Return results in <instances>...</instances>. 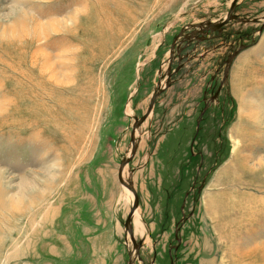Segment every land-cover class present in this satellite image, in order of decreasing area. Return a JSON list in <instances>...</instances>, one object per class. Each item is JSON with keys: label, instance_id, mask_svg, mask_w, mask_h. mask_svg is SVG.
<instances>
[{"label": "rangeland", "instance_id": "1", "mask_svg": "<svg viewBox=\"0 0 264 264\" xmlns=\"http://www.w3.org/2000/svg\"><path fill=\"white\" fill-rule=\"evenodd\" d=\"M232 1L0 0V264H264V0L174 50Z\"/></svg>", "mask_w": 264, "mask_h": 264}, {"label": "water", "instance_id": "2", "mask_svg": "<svg viewBox=\"0 0 264 264\" xmlns=\"http://www.w3.org/2000/svg\"><path fill=\"white\" fill-rule=\"evenodd\" d=\"M238 1L239 0H233L232 1V4L230 6V9H229V12L226 16L225 19H223L222 21L218 22V23H215L217 25H215L218 29H222L226 24H228L230 21L232 20H235L237 19V17L234 15V12H235V9L237 7V4H238ZM208 26H213V22H208L206 23ZM242 47V46H241ZM242 49V48H241ZM172 53V52H171ZM237 51L234 52L232 55L229 56L228 60H227V66H226V69H225V72H224V78L226 80L227 76H228V72H229V69H230V66H231V63L233 61V58L237 55ZM167 87H169V82L167 81L166 82V86L163 88V89H160V90H157L153 93L152 97H151V100H150V105H149V109L148 111L139 119H136L135 120V123L133 125V132H132V135H131V142L133 144V148H132V152H131V155L122 161L121 165H120V169H119V181L121 182V184L126 187L127 189H129L130 191L133 192L134 196H135V201L133 203V206H132V209H131V212L129 213L128 217H127V220H126V224H125V229H126V232L127 234L130 235V238H131V241L133 243V252H135L136 255H138L139 253V244L137 243L133 233H132V230H131V220H132V217H133V213L134 211L137 209L138 207V204H139V197L137 196V193L133 187V181L131 178H128V179H124L123 177V172H124V169L125 167L127 166V164L132 160L133 156L135 155V152H136V143H135V131L137 128H139L147 119L148 117L151 115V112L153 110V107L155 105V101L157 99V97L163 92V90H165ZM222 87V84L221 86L219 87V89H221ZM134 263V260L131 259L129 261V264H133Z\"/></svg>", "mask_w": 264, "mask_h": 264}, {"label": "flooded vegetation", "instance_id": "3", "mask_svg": "<svg viewBox=\"0 0 264 264\" xmlns=\"http://www.w3.org/2000/svg\"><path fill=\"white\" fill-rule=\"evenodd\" d=\"M206 23H208V22H206ZM206 23L198 25L196 28H191L189 31L183 32L181 34V36L179 37V39H177L178 41H176V43L174 45V50H176L178 52V54H181L182 50L185 47L192 46L193 52H195L197 50V48L199 47V42H201L204 39L205 40L208 39V34L209 33L213 34L214 32H217V31L219 32L220 31V29H218L215 26V25H217V24H215V22H213V24H212L213 26H208ZM185 55H186V52H185ZM189 57H191V54H189L186 58H189ZM227 60H226L225 69H226V66H227ZM225 69H224V72H225ZM222 81H223L222 84H224V81H225L224 75H223Z\"/></svg>", "mask_w": 264, "mask_h": 264}, {"label": "bare ground", "instance_id": "4", "mask_svg": "<svg viewBox=\"0 0 264 264\" xmlns=\"http://www.w3.org/2000/svg\"><path fill=\"white\" fill-rule=\"evenodd\" d=\"M125 192H126V194H127V198L129 199V201L131 202V199H132V197H133V195H132V191H130L129 189H125ZM134 199H135V196H134ZM135 213H133L134 215H133V222H134V225H135V234H139V235H142V233L144 232V230H145V227H144V225H143V222H142V220L140 219V215H139V211L138 210H136V211H134ZM144 235V234H143Z\"/></svg>", "mask_w": 264, "mask_h": 264}]
</instances>
